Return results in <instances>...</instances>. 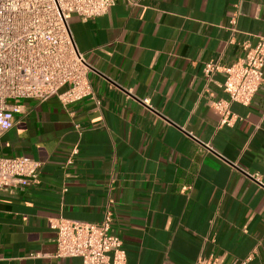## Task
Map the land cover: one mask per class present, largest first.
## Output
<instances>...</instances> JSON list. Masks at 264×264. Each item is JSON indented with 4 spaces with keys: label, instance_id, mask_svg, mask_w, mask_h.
<instances>
[{
    "label": "crops",
    "instance_id": "0c3cea01",
    "mask_svg": "<svg viewBox=\"0 0 264 264\" xmlns=\"http://www.w3.org/2000/svg\"><path fill=\"white\" fill-rule=\"evenodd\" d=\"M69 29L95 98L15 101L0 155L41 167L0 189V264H81L55 256L53 224L98 223L109 199L126 264H264V67L249 104L228 103L231 125L210 105L228 101L224 73L202 71L254 44L264 0H118Z\"/></svg>",
    "mask_w": 264,
    "mask_h": 264
},
{
    "label": "built area",
    "instance_id": "2783aa9c",
    "mask_svg": "<svg viewBox=\"0 0 264 264\" xmlns=\"http://www.w3.org/2000/svg\"><path fill=\"white\" fill-rule=\"evenodd\" d=\"M118 0H0V135L10 129L19 111L20 99L45 100L56 96L62 104L95 98L88 75L92 70L75 47L69 18L86 20L106 13ZM135 3V0H126ZM230 29L234 16L228 19ZM264 32L256 36L244 55L229 65L206 63L203 74L224 73L222 90L228 101L210 105L219 113V123L231 125L235 115L228 103L248 105L262 81ZM62 87H65L61 90ZM78 153L74 145L64 161L73 163ZM41 162L26 155H0V189L39 182ZM264 190L263 170L254 175ZM66 191V186H62ZM112 200L98 223L60 218L56 230V257H78L81 264H126L120 236L112 233ZM247 260V259H246ZM243 261L240 262L242 264ZM194 264H216L212 256H198Z\"/></svg>",
    "mask_w": 264,
    "mask_h": 264
}]
</instances>
